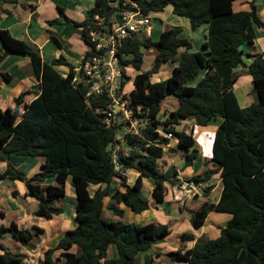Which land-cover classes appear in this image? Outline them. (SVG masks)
I'll use <instances>...</instances> for the list:
<instances>
[{
  "label": "trees",
  "instance_id": "obj_1",
  "mask_svg": "<svg viewBox=\"0 0 264 264\" xmlns=\"http://www.w3.org/2000/svg\"><path fill=\"white\" fill-rule=\"evenodd\" d=\"M15 4L19 0H2ZM142 11L153 16L168 6L172 14L189 21L190 28L207 25V34L201 50L191 52L192 45L181 37V28L172 27L160 33L153 41L143 36L125 44L120 51L121 67L132 66L136 72L133 90L124 97L130 112L125 125L137 122L122 136L117 113L109 122L107 112L111 99L107 95L85 96L84 90L71 83L74 68L59 56L50 64L43 61L40 49L27 40L13 38L7 30L0 29V63L8 53L26 55L30 59L33 74L40 83V94L29 104H23L30 92H22L14 99V108L0 107V162L6 163L0 171V181L9 179L22 182L25 198L37 202L34 216L51 220L63 214L55 207V198L65 196L68 178L74 189L76 227L48 248L40 264H135L139 253H144L143 264H153L148 251L152 245L171 233L167 224L156 222L146 225L124 224L103 218L104 200L109 197L106 209L122 218L123 205L134 214L148 210V202L141 196L143 179L153 182L152 197L157 204L165 199V187L178 184L177 173L166 176L160 172L157 162L163 157V147L169 139L159 135L160 128L171 134L177 147L186 153L185 165L191 166L197 156L191 134L176 131L180 120L192 118L195 125L206 126L210 121L222 119L215 131L211 161L216 170H208L194 182H207L219 174L222 190L217 203L204 202L200 209L190 213V224L201 228L209 212L231 215L214 240L195 241L192 248L167 253V264H264V58L248 55L251 62L243 63V45H253L255 28L264 27L257 14L254 0L248 11L234 12L236 0H137ZM73 23L88 43V26L92 17L99 15L109 20L112 16L107 0H95L88 12V19ZM58 24L57 20L48 21ZM53 41L60 47L56 39ZM155 49L151 68L141 72L142 50ZM90 53L86 51L84 58ZM175 64L166 80L151 82L162 64ZM68 68L66 74L58 67ZM245 67L251 77L256 101L241 108L233 91L237 77L234 70ZM124 74V72H123ZM202 75V76H201ZM199 81L190 86L193 80ZM0 77L9 82L10 76ZM121 88L126 83L124 75ZM173 97L178 108L163 121L159 118L160 103ZM23 104L24 111L19 112ZM124 144L127 151L123 150ZM192 149L190 153L188 151ZM11 156L42 157L41 170L31 177L16 169ZM133 170L138 176L133 185L126 184L122 172ZM53 178L52 183L45 184ZM119 179L123 191L111 193L110 185ZM98 188L91 193L90 187ZM212 187L205 189V193ZM14 196L16 192L12 193ZM206 196V195H205ZM43 233V229H21L16 223L0 226V240L10 235L20 245L30 244ZM182 241H194L192 234H182ZM114 249V257L108 258V248ZM76 248L78 254L72 249ZM0 264H27L21 258L11 256L0 243ZM59 253L56 260L53 254Z\"/></svg>",
  "mask_w": 264,
  "mask_h": 264
},
{
  "label": "crops",
  "instance_id": "obj_2",
  "mask_svg": "<svg viewBox=\"0 0 264 264\" xmlns=\"http://www.w3.org/2000/svg\"><path fill=\"white\" fill-rule=\"evenodd\" d=\"M251 1L253 0H236L232 4V9L234 12L248 11L250 9L249 3ZM94 2L95 0H19L18 3L10 4L0 0V29L7 30L10 35L15 39L27 40L36 45L40 49L41 57L44 62L50 64L53 59L62 56L74 68V70H78L81 66L83 57L86 51L88 50L87 43L84 41L80 33V29H78L73 23L66 22L64 18L61 17L59 8L63 10L65 17H67L69 20L81 23L88 19V12L94 6ZM254 3L256 5L257 14L259 15L261 21L264 22V0H254ZM52 20H57L58 24L49 25L48 21ZM172 27H180L182 30L180 36L186 38L188 41H191L193 39L194 41H196V43L199 44L201 48V44L203 43L207 34V25H203L197 28L196 30H192L190 28L189 21L183 18L182 20L177 21L175 26H167L165 30L170 29ZM188 33L189 35L191 34V38L187 36ZM255 34L256 39L253 45L242 46L243 63L246 66H248L251 62V58H249L248 55H261L264 58V27L255 28ZM53 38L58 41L60 47H58L57 44L53 41ZM193 49L194 48L192 45L191 52H195V50ZM3 50L4 47L0 42V51ZM156 54L157 52L155 53V55ZM165 64H162L161 68L159 69V72H161L160 70H162ZM174 66L175 64H172L171 70L167 72V75H169V77L172 74V69ZM239 68L241 69L237 70V68L236 70H234V75L237 77V80L233 87V91L237 98L238 104L239 101L237 91L240 89V87L237 86L238 89L235 90V85L238 79L243 74L245 75L244 78H247L246 81L250 80L251 82V77L248 75L246 68L244 66ZM57 69L59 72L64 74L68 72L67 67L60 66ZM0 72L7 73L10 76L9 82L4 81L0 77V107L2 109H4L1 106L3 100H5L6 103H11L7 104L10 105V107L8 106L9 108H14V99L17 98L22 92H30L27 96L24 97L23 104H29L37 96H39L41 92L40 83L39 81H37L33 74L30 59L28 56L15 53H8L5 59L0 63ZM201 76L193 80L194 83H189V85L194 86L199 81ZM8 95L10 96L8 97ZM171 98L173 97H168L160 103V110H162L163 108V112L161 113L160 111V114H163V119L170 112H173L178 108L177 100L175 98ZM23 104L19 108L20 113L24 111ZM240 107L245 108L242 106ZM218 120L219 119L212 120L206 126H197L195 125L194 120L192 118H188L180 120L179 125L175 127L176 131H183L187 134L192 135L195 141L194 147L198 151V153L196 158L194 159V163L191 166H186L185 159L183 158V155L186 152L183 149L177 147V142L174 138L169 139V144L163 147V157L157 162L158 170L164 173L166 176H169L173 172H176V179L178 181V184L175 186H171L166 183L164 187L166 189V194L170 192V197L165 198L163 203L157 204L152 197L153 182L150 179H143L141 196L145 198L142 195V191L144 190V187H146V191L151 194V198H145L148 202L149 208L148 210L140 213L139 215L143 216L144 219L154 217V220L149 223L155 221L156 223L163 224L164 222H167L170 227L173 226L175 228H177L179 225H182L183 228H186L185 231H188V233L186 234L194 235L193 233H191L192 229L190 224V212L199 210L201 205L212 197L214 198L213 203H217L222 190L221 179L218 173L214 174L207 182H199L197 184V182H192V180L194 177L203 176L204 173H206V171L208 170H216L217 168V165L213 163L211 159L215 131L219 124L222 122V120ZM178 127L180 128L177 129ZM127 131L128 130L123 127L121 130H119V133L120 135H123ZM122 146L123 150L126 152L127 147L124 144H122ZM191 151L192 149H190L188 153H190ZM15 157L19 156H11L10 163L16 169L23 172L27 177H31L33 174L39 172L41 170V165L44 163V159L42 157H26L22 158L21 160L14 159ZM25 162L28 163V166L22 165V163ZM5 166L6 163L0 162V171H3L5 169ZM204 166H207L206 170L204 169ZM124 176L126 178V184L131 186L136 181L138 174L137 172L130 170L124 172ZM148 180H150V182ZM52 181L53 178H49L46 180L45 184H50L52 183ZM0 184H8L7 186H5L7 193H9L13 198H22V202H15L11 197L12 200L11 202H9L8 205L10 206V212L6 213L5 211L0 210V226L3 225L7 227L11 222H14L19 228L22 227L21 229H23L24 227H29L30 225V229H32L33 227L43 229V233L38 238L32 241H37V243H35L34 246H31L30 251V247L27 246L33 244L32 242L27 246H20L19 243H13V245L10 244V246L21 249V255L23 258L26 257L31 261V263H34V261H36L38 264H40L44 252L48 249V247H54L57 244L58 240L62 238L67 231L72 230L76 227V223L74 220L76 199L75 206H73L75 208H72L71 206L69 217L67 218L68 221L71 222L70 227H68L69 230L66 229L63 236H60L58 234L62 231L63 228H66V222H68L64 218H59L63 216L64 211L63 214L55 216L51 220H47L49 223H45L46 221L43 220L39 221V217L34 216V213L37 209V202L33 199L25 198V186L22 182L4 179L0 181ZM10 184L12 187L10 186ZM181 187L184 189H182ZM208 187H212V189L205 193V189ZM15 188H18L20 190L21 195ZM97 188L98 187L96 186L93 189L96 190ZM110 190L111 193L115 192L116 190L123 191V188H121L120 186L119 179L115 178L112 181L110 185ZM13 192H16L17 195L14 196L12 194ZM214 194H216V196H214ZM108 199L109 197L105 198L104 200L103 212L108 211L106 209ZM175 203H178L179 206H177ZM174 206L179 208L175 210L173 209L175 208ZM118 207L124 210V214L126 213L127 208H125L123 205H119ZM6 209L8 210V208ZM155 215L161 216L160 218L162 220L158 219L157 222ZM109 216L110 217L103 218L105 220L113 221H121L122 219L112 214H110ZM218 219H221V217H217L216 215H214V211L208 213L203 226L197 229V232H199L200 234V240L198 241H206L205 239L207 238V235L210 236V233H213L215 235L214 237L216 238L217 236H219V230L214 231L211 229V227L207 228L208 222H211V225H215L213 221ZM56 221H58L59 223L56 224ZM73 223L74 225H72ZM46 234L47 237L50 238V240H48L49 243H42V238H44V235ZM5 236L6 235H4L0 240V243L3 246L4 243H2V241L4 240ZM169 236L165 239L155 242L152 245L151 256L153 262L158 261L160 264L169 263V260L165 255L172 251H169V249H167L163 245L167 242L166 240H168ZM195 241H197L196 236L194 238V241L190 242L188 246L186 245L185 247H183L182 245L181 248L185 250L190 249L192 248ZM110 248L111 247L108 248L107 257L113 258L114 252L109 251ZM36 250H38V254L35 255L34 253ZM72 251L78 254V250L76 248L72 249ZM0 254H2L1 250ZM143 259L144 253H139L135 258V264H143ZM30 261L24 262L30 264Z\"/></svg>",
  "mask_w": 264,
  "mask_h": 264
},
{
  "label": "rangeland",
  "instance_id": "obj_3",
  "mask_svg": "<svg viewBox=\"0 0 264 264\" xmlns=\"http://www.w3.org/2000/svg\"><path fill=\"white\" fill-rule=\"evenodd\" d=\"M183 18H180L178 16H175L172 14V10H171V7L168 6L167 8L164 9L163 12L161 13H156L152 16V20H151V25H150V30L148 33H143V36L145 37H149L151 38L153 41H156V39L158 38L159 36V33L163 30H165V28L167 26H175L176 22L177 21H180L182 20ZM149 34V35H148ZM190 38H191V34L188 35ZM190 41V40H189ZM193 45V50H195V52L197 51H200L201 48L199 46L198 43H196V41H194L193 39L190 41ZM156 50L155 49H150V50H142V54H143V63H142V66H141V72H145V71H148L151 66H152V63H153V60H154V57H155V52ZM1 52V51H0ZM171 67H172V64L170 63H167L164 65V67L162 68V70H160L161 72H159L158 74L156 75H152L151 78H150V81L151 82H158V81H162V80H166L169 75H167V72L169 70H171ZM241 68H238L237 70H240ZM236 70V69H235ZM123 72L125 74V77H127L128 80H126V83L124 85V94H125V97H128L129 93L131 92V90L133 89V78H134V75L136 74L134 68L130 65L128 66H125L123 67ZM245 75H241V77L238 79L236 85H235V90L238 89L237 86L240 87V89L237 91V96H238V101H239V105L242 106V107H246V106H249L251 103H254L256 101V94L253 93V87H252V83L250 82V80L246 81L247 78H244ZM193 82H191V84H193ZM10 95H8L9 97ZM12 96V95H11ZM173 99V98H171ZM9 102V100H8ZM7 104H11V103H6L5 100L2 101L1 103V106L5 109L7 108L8 106L10 107V105H7ZM13 106V104H12ZM164 107V106H163ZM163 112V108L161 110V113ZM129 116V113H127L126 115H120L119 119H118V124L119 123H122L123 124V127L125 129H129V128H135L137 127L136 126V123L132 122L129 126L125 125L126 121H128V119H126L127 117ZM159 118L163 121V114H160ZM222 119L219 118L218 121H221ZM212 125V124H210ZM178 126V125H177ZM122 127V128H123ZM180 127H178L177 129H179ZM197 134V133H196ZM120 135V133H119ZM122 135V134H121ZM159 135L162 136V137H165V133L162 131V129L160 128L159 130ZM22 158H26V157H15L14 159H18V160H21ZM30 160V159H28ZM28 160H25V161H28ZM21 162V161H20ZM19 162V163H20ZM18 163V164H19ZM23 166H28V163H22ZM207 166H204V169L206 170ZM29 170V169H28ZM131 179V177H130ZM150 182V180H148ZM194 182V181H192ZM10 183V182H9ZM198 184V182H197ZM8 184H0V210H3L5 211L6 213L10 212V206L9 205V202H11V195L9 193H7V190H6V187ZM11 186V184H10ZM12 187V186H11ZM94 187L96 186H91L90 187V191L91 193H93L95 190L93 189ZM182 188V187H181ZM18 193L21 195V192L18 188H15ZM184 189V188H182ZM65 196L64 197H61V198H55L52 202V205L55 206V207H59V208H62L64 210V214L63 216L59 217L61 219H66V221H68V217H69V212H70V209H71V206L72 208H75L73 206H75V193H74V189L72 188L71 186V179L68 178L67 182H66V186H65ZM184 191V190H183ZM142 195L145 197V198H148L150 199L151 198V194L148 193L146 191V187H144V190L142 191ZM170 192H168V194H166V189H165V198H169L170 196ZM214 196H216V194H214ZM13 198V197H12ZM13 201L15 202H22V198L18 197V198H13ZM209 202L213 203L214 201V198L212 197L211 199L208 200ZM177 206L178 203H175ZM189 206V205H188ZM175 207V206H174ZM8 208V210L6 209ZM179 207H175L173 209H177ZM192 212V211H191ZM190 212V213H191ZM146 213H149V212H146ZM111 213L109 211H104L103 212V217L104 218H107V217H110ZM174 214V213H173ZM214 215H216L217 217H221V219H218V220H214L213 222L215 223V225H211V222H208V226L207 228L211 227L212 230H221L225 225L226 223L228 222L227 220L230 219V215H227V213H219V212H215L214 211ZM161 216H158V215H155V218H156V221L158 222V219L159 220H162L160 218ZM154 217H151V218H148V219H144L143 216L139 215V214H134L132 212H130L128 209H126V213L123 215L122 219H121V222H123L124 224H135V225H144V224H147L149 222H151ZM39 221L40 220H43V221H46L45 223H49L47 220L43 219V218H40L38 219ZM212 221V220H211ZM155 222V221H154ZM56 224H58L59 222L56 221L55 222ZM67 223V226L66 228H63L62 231L58 234L60 236H63L65 230H69L68 227H70V221L66 222ZM163 224H167V222H164ZM74 225V223L72 224ZM169 226V225H168ZM170 227V226H169ZM219 227V228H217ZM22 228V227H21ZM31 228V225L29 227H24L23 229H29L30 230ZM171 229V233H170V236L168 238V240H166L167 242L165 244H163L167 249H169V251H177V250H182L184 251L185 249L181 248V246L183 245V247H185L186 245L188 246L190 244L191 241H182L181 239V235L183 233H188V231H185L186 228H183L182 225H179L177 228L175 227H170ZM191 233H193L196 237H197V241L200 240V234L199 232H197V230L193 229L191 227ZM195 231V233H194ZM193 235V237L195 238V236ZM215 235L213 233H210V236L207 235V238L205 240H214V237ZM218 237V236H217ZM43 239V242L41 240L42 243H49L48 240H50V238L47 237V234L44 235V238ZM10 241V242H8ZM2 243H4V249L11 255V256H16L18 258H21L23 259L24 261H30L29 259H27L26 257H22L21 255V249L19 248H16V247H13V246H10V244L13 245V243H18L16 242L15 240H13L9 235H6L4 240L2 241ZM33 244L31 245H25L27 247H30L29 248V251L31 250V246L35 245V243H37V241L35 242H32ZM20 245V244H19ZM22 246V245H20ZM49 248V247H48ZM38 250L35 251V255L38 254L37 252ZM109 251H113L114 252V249L111 247ZM3 253V251H1ZM59 256V253L58 252H55L53 254V259L56 260ZM38 261V260H37ZM30 264H38L36 261H34V263H31V261L29 262ZM136 263H137V260H136ZM153 264H160L158 261L156 262H153Z\"/></svg>",
  "mask_w": 264,
  "mask_h": 264
},
{
  "label": "built area",
  "instance_id": "obj_4",
  "mask_svg": "<svg viewBox=\"0 0 264 264\" xmlns=\"http://www.w3.org/2000/svg\"><path fill=\"white\" fill-rule=\"evenodd\" d=\"M107 1L112 16L109 20L99 15L92 17L87 28L90 54L83 57L71 83L84 90L86 97L107 95L111 99L106 114L109 122L117 113L130 115L124 101V86L121 88L125 74L119 55L126 43L149 32L152 17L142 11L137 0ZM165 138L171 139L172 135L165 133Z\"/></svg>",
  "mask_w": 264,
  "mask_h": 264
},
{
  "label": "water",
  "instance_id": "obj_5",
  "mask_svg": "<svg viewBox=\"0 0 264 264\" xmlns=\"http://www.w3.org/2000/svg\"><path fill=\"white\" fill-rule=\"evenodd\" d=\"M141 40L143 39V37H139ZM148 253L151 255L152 254V250L150 249L149 251H148Z\"/></svg>",
  "mask_w": 264,
  "mask_h": 264
}]
</instances>
